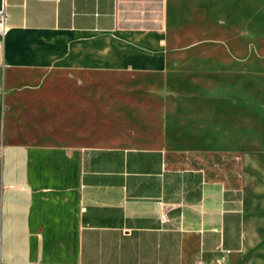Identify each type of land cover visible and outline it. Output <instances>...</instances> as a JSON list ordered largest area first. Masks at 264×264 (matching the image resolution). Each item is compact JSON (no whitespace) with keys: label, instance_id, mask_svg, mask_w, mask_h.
I'll return each mask as SVG.
<instances>
[{"label":"crops","instance_id":"1","mask_svg":"<svg viewBox=\"0 0 264 264\" xmlns=\"http://www.w3.org/2000/svg\"><path fill=\"white\" fill-rule=\"evenodd\" d=\"M226 1L0 0V264H235L241 186L162 147L66 142L54 114L82 74L201 65L182 42Z\"/></svg>","mask_w":264,"mask_h":264},{"label":"rangeland","instance_id":"2","mask_svg":"<svg viewBox=\"0 0 264 264\" xmlns=\"http://www.w3.org/2000/svg\"><path fill=\"white\" fill-rule=\"evenodd\" d=\"M225 5L202 10L194 42H182L206 54L201 65L82 74L58 90L55 123L66 142L162 147L241 186L252 239L234 262L264 264V0Z\"/></svg>","mask_w":264,"mask_h":264},{"label":"built area","instance_id":"3","mask_svg":"<svg viewBox=\"0 0 264 264\" xmlns=\"http://www.w3.org/2000/svg\"><path fill=\"white\" fill-rule=\"evenodd\" d=\"M7 12L5 9V6L3 5L0 7V38H3L5 33H6V19H7ZM226 262V257L222 256L219 261H216L213 264H225ZM199 264V263H198Z\"/></svg>","mask_w":264,"mask_h":264}]
</instances>
